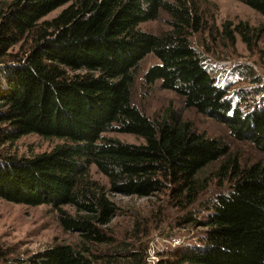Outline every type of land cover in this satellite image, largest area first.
<instances>
[{
	"label": "trees",
	"instance_id": "trees-1",
	"mask_svg": "<svg viewBox=\"0 0 264 264\" xmlns=\"http://www.w3.org/2000/svg\"><path fill=\"white\" fill-rule=\"evenodd\" d=\"M239 1L264 17V0ZM160 9L170 16L168 31L138 28ZM205 22L195 0L0 3V143L29 133L64 139L34 156H0V198L49 204L63 231L78 235L77 242L53 243L26 259L4 258L0 248V264H144L142 248L112 245L110 224L121 206L110 197L158 193L186 208L179 222L201 231L197 242L176 245L157 264H264V161L240 164L227 144L197 132L179 109L152 117L132 102L137 69L153 53L159 63L147 67L145 84L160 79L162 88L183 96L186 108L226 117L235 138H250L264 151V108L244 113L234 106L191 45L189 35ZM18 43L20 52H9ZM214 162L217 169L204 175ZM91 165L108 187L89 178ZM226 175L227 186L218 182L205 193L210 176Z\"/></svg>",
	"mask_w": 264,
	"mask_h": 264
},
{
	"label": "rangeland",
	"instance_id": "rangeland-1",
	"mask_svg": "<svg viewBox=\"0 0 264 264\" xmlns=\"http://www.w3.org/2000/svg\"><path fill=\"white\" fill-rule=\"evenodd\" d=\"M4 1L10 0H0V3ZM195 1L206 22L202 28L191 32L189 40L205 56L204 65L214 77L215 84L224 88L232 104L243 108L244 113L255 105L264 108V17L239 0ZM67 4L51 11L43 19H52ZM169 18V14L160 9L157 18L139 23L138 28L160 34L170 29L167 22ZM20 44L13 45L9 52H20ZM157 63L159 59L153 53L146 55L140 62L132 89V102L135 105L152 117L159 116L167 108L179 109L182 118L191 122L197 132L207 137L219 138L227 144L230 154L240 164L264 161V151L250 138L237 139L232 135L226 117L221 116L222 119H218L211 113L203 114L193 107L186 108L183 96L162 88L160 79L153 84H145V70L149 65ZM251 77L256 79L251 81ZM104 134L124 142H143L142 138L129 133ZM63 141L64 139L58 137L29 133L13 142L0 143V156H34L51 150ZM218 165L217 162L212 163L204 169V175L217 169ZM88 176L106 187L109 186L107 178L94 165L90 166ZM210 177L213 181L205 193L217 190L215 185L218 182L227 186V175ZM110 198L121 206V212L110 224L115 236L112 245L126 241L133 243L136 250L142 248L141 262H145L144 264H157L166 258L167 251L171 248L182 243L197 242L200 238L201 228L179 222L178 216L186 208L170 204L165 194L158 193L150 197L117 194ZM63 208L73 212L69 205H64ZM77 241L76 233L63 231L58 212L51 205L32 206L0 198V248L5 253L4 258L26 259L53 243ZM134 263L133 260L121 259L116 264Z\"/></svg>",
	"mask_w": 264,
	"mask_h": 264
}]
</instances>
